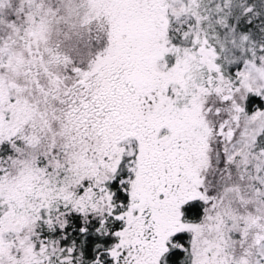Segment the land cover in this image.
<instances>
[{
	"label": "rangeland",
	"instance_id": "obj_1",
	"mask_svg": "<svg viewBox=\"0 0 264 264\" xmlns=\"http://www.w3.org/2000/svg\"><path fill=\"white\" fill-rule=\"evenodd\" d=\"M15 2L0 0V73L13 57L17 25L9 11ZM82 2L85 18L109 31L104 48L77 73L83 93L75 115L87 135L98 134L110 146L103 164L113 175L106 179H117L128 196L116 216L125 229L110 248L113 264H165L182 246L175 242L181 235L189 240V264H264V61L257 62L256 45L229 28L226 35L215 30L223 13L213 17V0ZM18 6L14 16L28 13L20 26L25 40L39 10ZM195 9L211 14L202 32L219 40L216 46L201 36ZM0 80V264H47L35 226L48 222L54 191L33 170L27 134H12L26 111L5 114L11 96L1 74ZM211 89L218 95L198 97ZM250 95L260 96L263 106L249 115L242 107ZM216 143L231 166L223 179L229 197L207 207L201 223H188L185 207L207 201L209 162L222 159ZM96 182L83 203L108 214L107 188Z\"/></svg>",
	"mask_w": 264,
	"mask_h": 264
},
{
	"label": "trees",
	"instance_id": "obj_2",
	"mask_svg": "<svg viewBox=\"0 0 264 264\" xmlns=\"http://www.w3.org/2000/svg\"><path fill=\"white\" fill-rule=\"evenodd\" d=\"M18 1L9 11V17H12L9 21L17 25V33H13L15 43L12 50L9 49L13 57L2 66L0 73L3 81L5 79L9 83L7 94L11 96L10 107L5 105V114L13 117L10 110L26 111L25 118L19 114L18 118L22 117L23 122L15 125L12 134L19 138L27 134L25 136L33 143V170L41 171L42 185L45 189L51 187L55 195L48 222H39L35 226V240L46 245L44 256L47 264H113L110 248L116 242V235L125 229V223L116 216L126 210L128 196L117 179L111 180L113 176L106 179L111 169L110 164L105 167L103 162L108 159L105 154L110 146L105 147L98 134L87 135V130L80 128L75 115L83 93L77 88V73L86 70L95 55L104 48L109 31L85 18L82 0ZM26 4L31 7L37 5L39 12L38 17L35 15L33 27L27 29L32 30V34L20 40L24 36L20 26L26 25L23 23L28 20V13L17 12L14 16L13 11L18 5ZM191 13L199 19L203 39L216 46L220 41L209 39L202 32L210 28L208 17L211 14L204 15L198 9ZM218 14L220 21L215 30L219 27L220 34L226 35L229 28L250 38L256 45L255 58L262 63L264 0H213V17ZM8 30L13 31L9 27ZM216 92L211 89L199 93L198 97L213 98ZM262 106L260 96L250 95L242 108L250 115L255 108ZM261 142L264 144L263 138ZM215 145L222 159H215V156L212 163L209 162V166L213 164V175L210 180L207 177V201L201 199L185 207L184 221L188 223H201L207 207L218 206L225 197H229L225 194L228 187L223 179L231 166L222 149L224 147L219 143ZM4 150L10 152L7 145L2 148ZM46 181H51V184L46 185ZM94 181L107 188L108 196L104 202L108 211L110 209L108 214L104 209L99 210L98 204L83 203L84 192ZM99 191L96 189L94 192L98 194ZM175 242L182 246L167 254L165 264H189L188 238L181 235L175 238Z\"/></svg>",
	"mask_w": 264,
	"mask_h": 264
}]
</instances>
